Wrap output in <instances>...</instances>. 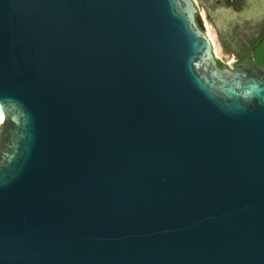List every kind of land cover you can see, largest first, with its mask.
<instances>
[{
	"label": "water",
	"instance_id": "water-1",
	"mask_svg": "<svg viewBox=\"0 0 264 264\" xmlns=\"http://www.w3.org/2000/svg\"><path fill=\"white\" fill-rule=\"evenodd\" d=\"M196 14L0 0V264H264V66Z\"/></svg>",
	"mask_w": 264,
	"mask_h": 264
},
{
	"label": "flooded vegetation",
	"instance_id": "flooded-vegetation-1",
	"mask_svg": "<svg viewBox=\"0 0 264 264\" xmlns=\"http://www.w3.org/2000/svg\"><path fill=\"white\" fill-rule=\"evenodd\" d=\"M192 1L197 9V13L199 9H202L210 14L211 21L216 27L221 42L227 43L226 42L227 40H231V39L233 40V37L237 38L245 45L246 49L251 51L250 61L253 62L252 61L253 53L255 51L256 45L262 44L264 42V16L260 19V22L256 23L255 31L253 32L246 31L247 28L251 29V26L246 19L249 13H261V14L264 13V0H192ZM230 13H241V15L245 13L244 17L241 16L237 17L240 20L241 18L244 19L243 24L241 25V27H239L240 24L236 22L235 27L238 29L237 33H235L234 30L233 35L227 34L225 36H221V28H218V26H220L219 23L222 25L224 17L228 18V16L225 15ZM228 53H230V51ZM242 54H244V49L242 51ZM242 60L244 59L237 57L236 63Z\"/></svg>",
	"mask_w": 264,
	"mask_h": 264
},
{
	"label": "rangeland",
	"instance_id": "rangeland-1",
	"mask_svg": "<svg viewBox=\"0 0 264 264\" xmlns=\"http://www.w3.org/2000/svg\"><path fill=\"white\" fill-rule=\"evenodd\" d=\"M232 15H235V17H233ZM238 16H241V13H230L229 14L228 23L232 27L231 35H233L234 30H235V33H237L238 29L235 27L236 26L235 24L236 22H239V18H237ZM196 21L199 24V27L203 30V32L209 38L212 44V51H213V54L217 62H219L222 65L229 66V67L234 66V64H236L237 62L236 61L237 57L228 53L229 52L228 45L224 44L225 42H221L219 34L216 30V27L211 21L210 14L202 9H199L198 13L196 14ZM241 24H243V21L241 22Z\"/></svg>",
	"mask_w": 264,
	"mask_h": 264
},
{
	"label": "trees",
	"instance_id": "trees-1",
	"mask_svg": "<svg viewBox=\"0 0 264 264\" xmlns=\"http://www.w3.org/2000/svg\"><path fill=\"white\" fill-rule=\"evenodd\" d=\"M252 61L257 65L264 66V42L256 45ZM217 64L218 66H221L219 62H217Z\"/></svg>",
	"mask_w": 264,
	"mask_h": 264
},
{
	"label": "bare ground",
	"instance_id": "bare-ground-1",
	"mask_svg": "<svg viewBox=\"0 0 264 264\" xmlns=\"http://www.w3.org/2000/svg\"><path fill=\"white\" fill-rule=\"evenodd\" d=\"M235 16V15H234ZM221 26V25H220ZM218 26V28L220 27ZM3 121V114H2V111H1V108H0V123H2Z\"/></svg>",
	"mask_w": 264,
	"mask_h": 264
}]
</instances>
